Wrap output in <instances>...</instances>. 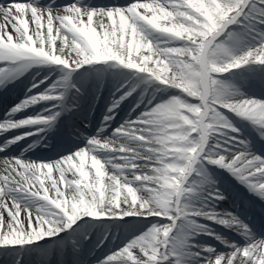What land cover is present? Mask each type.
Masks as SVG:
<instances>
[{
  "label": "snow or ice",
  "instance_id": "snow-or-ice-1",
  "mask_svg": "<svg viewBox=\"0 0 264 264\" xmlns=\"http://www.w3.org/2000/svg\"><path fill=\"white\" fill-rule=\"evenodd\" d=\"M32 69L24 98L0 119V134L26 130L0 152L28 137L36 139L24 151L46 146L64 114L79 110L86 84L89 107L108 95L95 133L77 135L82 147L55 160L23 151L0 159L5 264L33 254L90 264L85 242L96 235L103 247L126 220L140 227L94 264H264V238L217 210L226 197L216 175L264 201V151L241 128L264 143V95L244 90L253 79L264 90V0H0V89Z\"/></svg>",
  "mask_w": 264,
  "mask_h": 264
},
{
  "label": "bare ground",
  "instance_id": "bare-ground-1",
  "mask_svg": "<svg viewBox=\"0 0 264 264\" xmlns=\"http://www.w3.org/2000/svg\"><path fill=\"white\" fill-rule=\"evenodd\" d=\"M95 4V3H94ZM103 4H118V5H120V3H118L116 0H111V1H109L108 3H99V4H96V5H103ZM37 71V69H32V70H30L29 72H27V73H25V74H30V75H32L34 72H36ZM22 78H23V76L20 78V80H22ZM17 83V82H16ZM90 91H91V89H90V86L89 85H85L84 86V88H82V90H81V95H80V97L78 98L79 99V102H80V108H82L83 106V110H81V109H79V110H76V112H72V117L73 118H77V119H79V120H81L82 122H89L90 121V119H91V117L95 114V112H96V115H97V107H98V105H99V101H100V99L102 98V97H100L99 99H97L95 102H92L91 103V107H89V102H90ZM104 93V92H103ZM102 94V93H101ZM101 94H99V96L101 95ZM108 95V91H107V89L105 90V93H104V95H103V97H106ZM255 95H264V93H257V94H255ZM134 103V101H132V100H130L129 101V103L128 104H126V105H128V108H130L131 107V105ZM82 104V105H81ZM125 105V104H124ZM123 106V105H122ZM105 108V107H104ZM129 111V110H128ZM103 114H104V112H103ZM103 116V115H102ZM102 116H100L99 117V123H98V126H97V128L100 126V121L102 120ZM69 122V120H67V122L66 123H68ZM116 126V123H113L112 125H111V127H115ZM66 129H69V127L68 126H66L65 127V125H62V124H59V128L56 130V132L54 133V134H52V135H57V134H59V132L61 133V132H63L64 130H66ZM110 131V130H109ZM105 134H110V133H105ZM246 136H248V138L250 139V140H252L253 139V137H255V135H254V133H251V131H249L247 134H246ZM48 137H51L52 138V136L49 134V136ZM34 139H36V138H33L32 140H31V142L30 143H32L33 142V140ZM27 143H29V140L27 141ZM50 143H52V140H50ZM83 143H84V141H83ZM84 144H82L81 143V145H78V146H80V147H82ZM73 151H75V148L73 149ZM64 154H67V153H64ZM64 154H62V155H64ZM60 156V155H59ZM59 156L58 157H56V158H52V159H44V160H55V159H58L59 158ZM4 157H7V156H0V159H3ZM25 159H28V160H35V159H32V158H28V157H24ZM216 175H217V177H218V181H219V185H221L222 186V182L226 179V177L227 178H229V179H231V178H233V177H231L227 172H224V171H222V170H216ZM220 186V187H221ZM222 191H223V193L225 192L224 191V189H222ZM217 210H221V211H229V212H233V213H235V214H237V215H239L245 222H246V219H245V217L242 215V213H240V212H238V208H232L231 206H228L227 204H225L224 203V200H222V201H219L218 202V204H217ZM6 215V214H5ZM111 231H112V233L113 234H115L116 233V230H114V229H111ZM220 233V232H219ZM257 238H264V236H257ZM91 241H96V235H93L92 236V238H91V240L90 241H86L85 242V245L86 244H88L89 242H91ZM238 243H240V244H243L244 243V241L243 242H238ZM96 247H94L93 249H95ZM102 248V247H101ZM101 248H98V250L99 249H101ZM218 251H227V249L226 248H224V249H217ZM103 257V255H101L99 258H102ZM32 258H34V259H32V260H35L36 262H37V264H47V260L49 259V258H47L46 260H44L43 262H42V259H41V257H39L38 255H35V254H33L32 255ZM8 259V258H7ZM71 259H72V257L69 255V256H64V257H55V260H53V262H52V264H58V262L60 261V260H67V261H69V263H70V261H71ZM5 260L6 259H3L1 262L3 263V264H5ZM28 260V262H26L25 261V264H30V260L29 259H27ZM50 260H52V259H50ZM0 262V263H1ZM31 263H32V261H31ZM90 264H94V262H90Z\"/></svg>",
  "mask_w": 264,
  "mask_h": 264
},
{
  "label": "rangeland",
  "instance_id": "rangeland-1",
  "mask_svg": "<svg viewBox=\"0 0 264 264\" xmlns=\"http://www.w3.org/2000/svg\"><path fill=\"white\" fill-rule=\"evenodd\" d=\"M129 2H131V0H126V3H129ZM125 112H126L125 109L121 110L116 116V121H119L125 115V114L123 115V113H125ZM76 142H77L76 138H73L71 140L69 137H67L66 143L64 144V146L61 147L60 151H64L67 148L72 147L73 145L76 144ZM130 225H135L136 228L140 227V224L138 222L132 221V220H126L123 225H119V228L120 227H122V228H120L119 231H117L118 238L117 239L110 238L109 241L101 248L100 251H98L97 254L104 255L112 246H117V245L121 244L122 241H126V238H130L131 234L135 231V228L130 227ZM135 234H138V232H136ZM200 239L202 241L206 240L205 242H208V240H210V238H208V237H200ZM208 244H209V242H208ZM212 246H214V245H212ZM90 247H91V245H89L86 248L89 249ZM95 252H97V251L95 250L92 254H89V252L86 251V256L88 257L89 260H91V262L95 261V258L93 257V254ZM95 256H97V255H95Z\"/></svg>",
  "mask_w": 264,
  "mask_h": 264
}]
</instances>
